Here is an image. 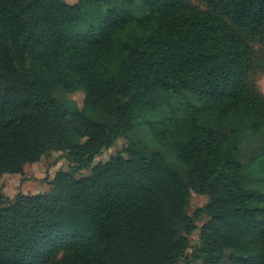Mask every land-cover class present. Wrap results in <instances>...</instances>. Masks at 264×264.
Returning <instances> with one entry per match:
<instances>
[{
    "label": "trees",
    "instance_id": "obj_1",
    "mask_svg": "<svg viewBox=\"0 0 264 264\" xmlns=\"http://www.w3.org/2000/svg\"><path fill=\"white\" fill-rule=\"evenodd\" d=\"M205 2L0 0V176L51 151L70 163L46 192L0 188V264H264L246 38L264 42V0ZM191 191L208 201L189 215Z\"/></svg>",
    "mask_w": 264,
    "mask_h": 264
},
{
    "label": "rangeland",
    "instance_id": "obj_2",
    "mask_svg": "<svg viewBox=\"0 0 264 264\" xmlns=\"http://www.w3.org/2000/svg\"><path fill=\"white\" fill-rule=\"evenodd\" d=\"M68 3H74L76 0H65ZM192 5L205 9L207 7L205 0H188ZM252 46L254 60L249 73V83L264 96V42L257 36L246 37ZM69 97L73 98L78 106H82L84 94L77 90L71 92ZM126 144V139L122 136L116 138L114 144L105 149L100 155L96 156L92 165L105 161L110 155L121 150ZM61 151H51L48 155L42 157L39 161L26 163L22 174L4 173L0 176V188L3 195L13 197L16 193L35 194L46 192L50 188V182L54 175L60 170H68L70 163L62 156ZM90 168L83 169L76 173V176L87 175ZM208 197L205 194H199L194 191L190 192L187 212L192 215L193 212L206 204ZM208 220L207 216H202L196 221V229L189 235L190 244L193 246L199 241L200 227ZM177 264H184L178 262ZM187 264V263H186ZM188 264H202L198 261H191ZM220 264H229L228 253Z\"/></svg>",
    "mask_w": 264,
    "mask_h": 264
}]
</instances>
